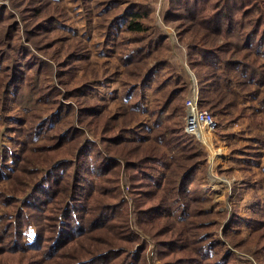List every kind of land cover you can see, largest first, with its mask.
I'll use <instances>...</instances> for the list:
<instances>
[{
	"label": "trees",
	"instance_id": "obj_1",
	"mask_svg": "<svg viewBox=\"0 0 264 264\" xmlns=\"http://www.w3.org/2000/svg\"><path fill=\"white\" fill-rule=\"evenodd\" d=\"M48 2L10 0L9 6L32 16L41 12L32 32L42 34L57 21ZM163 7L164 21L177 23L185 59L196 72L200 107L215 118L234 115L217 121L221 128L240 112L249 114L251 144L237 154L246 163L255 161L264 151V0H165ZM141 10L147 14L149 5ZM9 17L0 3V32L6 28L0 112L9 114L17 131L11 144L0 145V264H152L154 258L159 264H254L236 255L246 249L264 264V213L244 217L224 210L225 221H218L206 206L211 197L197 189L202 145L185 131L175 104L187 86L168 81L173 88L145 105L149 86L156 82L155 94L167 85L158 77L167 60L147 63L148 46L166 38L160 29L141 28L125 14L107 27L112 36L111 27L125 25L131 42L140 44L120 53V64L131 75L117 93L123 94L121 108L132 113L129 117L122 109L106 111L105 97H91L90 90L109 86L111 76L69 89L65 96L78 98L79 106L68 112L73 106L65 103L60 87L88 58L85 44L67 43L53 63L31 57L28 46L11 36L10 24L4 27ZM134 112L143 118L134 122Z\"/></svg>",
	"mask_w": 264,
	"mask_h": 264
},
{
	"label": "rangeland",
	"instance_id": "obj_2",
	"mask_svg": "<svg viewBox=\"0 0 264 264\" xmlns=\"http://www.w3.org/2000/svg\"><path fill=\"white\" fill-rule=\"evenodd\" d=\"M51 1L47 3L46 9L50 10L51 14L54 13L56 15L57 21L49 29H44L42 34L32 32L34 23L42 15L41 12L39 13L40 16H32L30 12L22 13L17 6L15 8L9 6L10 0H0V3L6 4L7 10H10V17L4 27L10 24V27L13 29L11 36L15 37V39H20L28 46L27 49L31 51V57L40 55L44 60H50L53 63L54 61L51 59H54V55L64 53L65 50L63 48H66L67 43L82 40L85 44L88 58L82 62V65L81 63L78 64L76 69L63 77V80L68 83L67 85L63 86L61 84V87L59 86L66 99L65 103L73 106L68 112L79 106L78 98H68L65 96L68 90L78 87L89 79H93L96 82L98 81L96 78L101 76H103L104 81L108 80L107 77L110 76L113 77V80L111 82L108 81L110 83L109 86L99 85L96 89H91V97L98 99L105 97L109 101L105 110L110 113L119 111L122 109L121 107L125 106L122 105L124 104L123 94L121 92L118 94L117 92L119 89L122 90L124 88L122 81L125 76L130 77L128 75L131 74L125 71V67L120 64V53L126 52L134 45L140 44H135L133 40L131 42L130 38L133 36V33L128 30L126 31L125 25L111 27L112 36H107L108 25L116 16L125 14L126 17L132 16L131 19H137L136 21H138L141 28L150 27L149 30L151 29L153 32L160 29L166 36V38L162 37L160 39L157 47L150 48L148 46V50L150 49L151 51L147 63L150 66L160 58L167 60L168 63L162 68L164 74L159 73L158 75L160 80L167 81V85L162 89H158L155 94L152 91L153 88L157 87L156 82L149 86L145 91V105L152 106L155 103V99L159 100L163 98L166 94V89L173 88L169 86L168 81L185 85L187 86L186 90L178 95L179 98L181 97V101L178 98L175 102L178 108L182 109L180 115L183 114L182 120L185 125V100L191 94L194 85L197 84L199 88L200 86L195 70L190 67L188 61L185 59V49L179 39V29L176 27L177 23H168L163 19L165 0ZM145 5H149L147 14L144 10H141V7ZM128 11L138 12L139 15H130ZM5 38L6 28L0 32V45L2 43V45H5ZM55 38H65L63 41L66 42L58 43L49 50L47 46ZM121 48H123L122 51ZM9 62L10 60L3 59V64H8ZM169 78L170 80H168ZM54 80L56 82L55 75ZM112 94L116 97L115 100H111ZM251 103L253 102L248 101L245 104L251 105ZM45 104L48 112L51 109V105L47 102ZM246 109L247 113L252 112L250 107H246ZM15 110H17L16 107ZM122 111H126L129 117L132 116L129 110L122 109ZM1 112L0 116L3 117H0V145H8L12 143V139L15 140L14 136L17 133H15L16 130L14 131L13 128V119L8 120L5 116L9 114L6 111ZM233 113L237 114L238 111L234 110ZM135 114L134 122L143 118V114ZM180 115L179 111H177V117H180ZM227 116H216V120L219 122L220 119L228 118L231 121V118L234 117L232 114ZM249 117V114L246 115L244 112H240L234 122H228L222 128L218 125L216 133L209 134L206 144L198 140L202 145L200 146V150L204 155L202 157L204 161L195 176V183H198L197 189L199 191L203 189L207 192V196L211 197V202L206 206H211V210L215 212L213 217L218 221H225L224 210L239 211L244 217L257 215L256 212L258 214L264 213V151L255 161L248 163L237 154L238 148L243 149L251 144L247 137L254 130L251 129L249 131ZM248 166H250V169ZM248 176L250 177V182H244L245 177ZM124 189L128 192L130 188L127 185ZM254 204L257 206H254ZM253 211H256L255 214H253ZM241 226L243 227L242 229L247 230L244 223H241ZM30 234H33L32 229ZM229 245L232 247L231 244ZM235 252L237 256L245 255L250 258L254 264H261L258 260L254 259L247 249L243 251L235 250ZM148 254L149 257L153 255L152 248L149 249ZM151 262L152 264L160 263L155 258Z\"/></svg>",
	"mask_w": 264,
	"mask_h": 264
},
{
	"label": "built area",
	"instance_id": "obj_3",
	"mask_svg": "<svg viewBox=\"0 0 264 264\" xmlns=\"http://www.w3.org/2000/svg\"><path fill=\"white\" fill-rule=\"evenodd\" d=\"M185 108V131L206 144L209 134L216 133L218 123L207 109L200 107V93L197 84L192 87L191 94L185 100Z\"/></svg>",
	"mask_w": 264,
	"mask_h": 264
}]
</instances>
